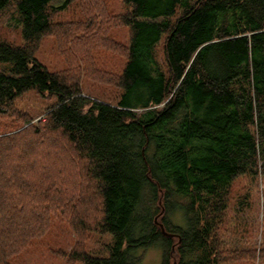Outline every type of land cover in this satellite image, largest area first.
Here are the masks:
<instances>
[{"label":"trees","instance_id":"16d2710c","mask_svg":"<svg viewBox=\"0 0 264 264\" xmlns=\"http://www.w3.org/2000/svg\"><path fill=\"white\" fill-rule=\"evenodd\" d=\"M76 1L0 0L24 39L0 37V121H22L0 132V264L55 215L81 238L70 263L141 264L153 247L161 264H222L242 254L264 263V248L232 249L218 236L233 182L264 177V0H125L129 41L109 45L126 57L116 103L85 95L70 71L36 58L42 38L62 30L66 53L94 63L89 52L105 28L90 35L82 22L54 21ZM31 89L56 98L38 124L15 107ZM42 135L69 163L54 153L52 174L29 159L46 144ZM92 231L113 234L109 256L88 252L82 237Z\"/></svg>","mask_w":264,"mask_h":264},{"label":"rangeland","instance_id":"374dc122","mask_svg":"<svg viewBox=\"0 0 264 264\" xmlns=\"http://www.w3.org/2000/svg\"><path fill=\"white\" fill-rule=\"evenodd\" d=\"M128 9L125 0H77L54 20L62 23L78 24L82 22L90 27V35L91 32H94L93 29L101 26L105 28L98 34L100 36L98 43L101 46L89 52L92 55L94 66L92 62L81 61L79 56L73 57L66 53V48L63 47L64 41L58 34L59 32L64 35L65 32L62 30L42 38L36 49V58L51 71L59 73H69L70 71L73 78L79 81L80 88L85 95L93 99L116 103L122 92L117 84L116 74L122 72L126 57L117 48H109V45L117 42L120 47L126 46L128 43L130 30L121 20ZM72 29H75V26L68 28L69 35ZM0 37L17 45L24 44L22 30L18 25V18L13 8L0 12ZM69 41H73V36L69 37ZM163 47L164 40L159 45L161 53L159 56L162 60ZM70 74H67L68 78L71 76ZM55 100L54 96H43L36 89H31L15 100V107L21 114L31 116L30 123L38 124L41 119L45 118L48 108L53 105ZM7 121L15 126L7 128L9 126ZM21 125L22 121L20 120L13 123L11 118L4 119L0 121V132ZM42 136L44 140L47 139L46 144H42L34 154L29 156V159L35 161L33 166L36 167H40L43 161L44 170L46 169L44 172L52 174L55 168L60 166L54 153L59 155L61 152L59 149L51 147L53 143L47 146L53 140L49 135ZM58 146L60 150H68L60 141H58ZM47 155H52L51 159L46 160ZM61 156L66 162L65 155L61 153L59 157ZM54 158L55 160H53ZM66 164H69L68 161ZM70 169L71 166L66 165L65 170ZM55 175L58 177L57 171H55ZM90 194L93 195L91 192ZM92 214H95L94 210ZM92 218L90 219L93 220ZM218 236L221 243L223 242L222 245L226 244L232 249H243L249 252L264 248L263 176L243 175L233 182L230 205ZM80 239L66 218L55 215L46 232L33 238L23 250L12 256L10 264H84L82 262L70 263L68 260L70 251ZM82 239L86 240L85 246L88 252L93 256L100 257L109 256L108 246L114 242L113 234L95 231L88 233L87 237L83 236ZM161 263L162 250L159 247L148 249L141 262V264ZM222 264L264 263L258 258L254 261L247 254H242L238 259L230 257Z\"/></svg>","mask_w":264,"mask_h":264},{"label":"water","instance_id":"95a60500","mask_svg":"<svg viewBox=\"0 0 264 264\" xmlns=\"http://www.w3.org/2000/svg\"><path fill=\"white\" fill-rule=\"evenodd\" d=\"M161 228H162V231H163L165 234H167V235L169 234V233L166 232L165 227H164L163 224H161Z\"/></svg>","mask_w":264,"mask_h":264}]
</instances>
